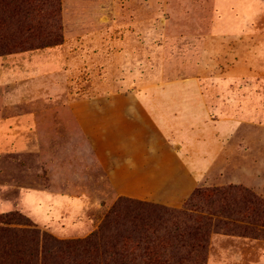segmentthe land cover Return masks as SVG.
<instances>
[{
    "label": "rangeland",
    "instance_id": "rangeland-1",
    "mask_svg": "<svg viewBox=\"0 0 264 264\" xmlns=\"http://www.w3.org/2000/svg\"><path fill=\"white\" fill-rule=\"evenodd\" d=\"M60 8V42L0 54V227H26L4 222L18 213L41 233L82 238L113 207L133 228L159 204L181 211L180 230L205 231L203 249L172 239L162 264H264V212L242 197L264 201V0ZM220 114L227 151L209 157L204 134L219 137ZM8 233L4 263L33 246Z\"/></svg>",
    "mask_w": 264,
    "mask_h": 264
},
{
    "label": "trees",
    "instance_id": "trees-1",
    "mask_svg": "<svg viewBox=\"0 0 264 264\" xmlns=\"http://www.w3.org/2000/svg\"><path fill=\"white\" fill-rule=\"evenodd\" d=\"M60 9V0H0V54L34 46L31 40L38 36L44 38L45 43L60 42V33L56 25ZM44 18H47V21L43 22ZM50 27H53L54 31L49 30ZM209 192L212 194L219 192L222 195L227 193L226 190L220 191L217 188ZM193 194L203 196L205 193L202 189L196 188ZM246 194L249 198H245L243 193V200L247 201L252 210L260 209L264 212V201L250 193ZM146 208L150 213L140 217L139 223L132 220L133 228H129L125 225L126 216L120 213V208L113 207L97 230L85 237L74 239H57L41 233L30 228L29 225H32L30 220L22 214H9L4 222L22 223L26 227L19 229L0 227V246L2 244L4 246L3 253L8 257L10 255L8 252L13 254V244L9 241L6 249L4 242L7 238L15 239L8 237V232L12 231L19 230L22 238L29 239L33 246L30 253L25 252V256L17 255L7 263L0 261V264H140L139 261H142V264H162L166 261L165 251L171 246L172 239L181 240V247L185 249L204 248L205 231L202 227L197 226L195 228L197 231L194 229L190 233L187 232V228L180 230L178 218L181 211L159 204L147 205ZM169 218L177 221L168 229L166 225L162 226V221ZM156 222L157 227L154 226L149 234L143 231L148 230L150 224ZM38 245H41V251L35 252Z\"/></svg>",
    "mask_w": 264,
    "mask_h": 264
},
{
    "label": "crops",
    "instance_id": "crops-1",
    "mask_svg": "<svg viewBox=\"0 0 264 264\" xmlns=\"http://www.w3.org/2000/svg\"><path fill=\"white\" fill-rule=\"evenodd\" d=\"M192 105H193V107L196 110L200 109L202 106L206 107L205 100L195 101ZM196 114H199V113L196 112ZM222 119L223 118H222V115H221L220 121L219 120L216 121V122H218L217 124H218L219 130H220L218 138L212 137L209 132H206V134H204L205 135V139L203 140V141H205L204 151L208 152L207 154H208L209 157L210 156H214L215 153H216V150H218V149H219L220 152H222V151L226 152L227 151L226 150L227 146H226L225 142L227 141V130H228L227 129V125H228V123L223 122ZM210 120H211V118H210ZM212 121H214V120H212ZM229 125H231V124L229 123ZM224 146H225V148H223ZM205 162L207 163L206 165H210L211 164V159L208 158L207 160H205ZM193 167H194V164H193ZM196 170L197 169H194V171L196 173H200V171L197 172ZM154 202L155 203H163L160 200H154Z\"/></svg>",
    "mask_w": 264,
    "mask_h": 264
}]
</instances>
